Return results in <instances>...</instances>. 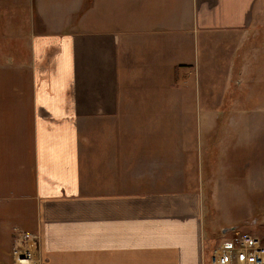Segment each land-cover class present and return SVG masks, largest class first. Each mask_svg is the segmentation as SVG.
Here are the masks:
<instances>
[{"label":"crops","instance_id":"crops-1","mask_svg":"<svg viewBox=\"0 0 264 264\" xmlns=\"http://www.w3.org/2000/svg\"><path fill=\"white\" fill-rule=\"evenodd\" d=\"M32 1L0 0V47L29 49L0 68V264H208L237 227L206 197L264 123V0Z\"/></svg>","mask_w":264,"mask_h":264},{"label":"rangeland","instance_id":"rangeland-1","mask_svg":"<svg viewBox=\"0 0 264 264\" xmlns=\"http://www.w3.org/2000/svg\"><path fill=\"white\" fill-rule=\"evenodd\" d=\"M28 1V0H27ZM32 1V0H31ZM33 2V1H32ZM17 3V1L15 2ZM16 4L14 8L15 17V30L18 27H22V21L27 20V24L29 26L33 25V16L30 11L23 9V7H18ZM23 13L22 16L20 14ZM26 28V25H24ZM28 27V26H27ZM0 33V38H1ZM27 41L24 38V34L21 35L20 41H16L17 45H22L21 47L15 48H1L0 47V68L2 67H10L13 68L14 71L22 70L26 71L27 69V61H28V48ZM21 42V43H20ZM256 47L259 48L257 42ZM209 86V81L206 82ZM198 87L193 86V80L191 81V85H188V89L192 92L194 88ZM259 86L254 87L256 90ZM238 91L240 88H236ZM194 100V98H193ZM196 104H199L198 98H196ZM255 106V104H254ZM257 108V106L255 107ZM258 114V113H256ZM240 116V114H239ZM226 130L223 129L224 133ZM232 137L235 140L241 139H251V130L248 131L246 129H237L233 130ZM255 157L252 158L250 154L240 153L238 160V172L239 176L231 177L233 180H237L235 182L238 183L240 187L239 192L230 193H222V194H214L213 199L208 200V196L206 197V204H211L215 208V212L213 213L214 225L217 231H222L225 229L224 227L217 226L221 222L225 221H234L233 226L227 227H237L235 230L241 234L244 233H259L262 226H264V123L261 122L260 127L255 128ZM236 160V159H235ZM227 181L229 178H226ZM243 183L240 184V182ZM225 200L224 202L219 200V196ZM227 197H231L230 201H227ZM222 202V205L219 203ZM209 221V220H208ZM206 221L207 226H209V222ZM255 222L256 227H252V223ZM217 226V227H216ZM233 234H229L228 238ZM209 236V234H208ZM207 238V237H206ZM208 239V238H207ZM214 243L217 246L219 243L217 240L208 239V245L210 243ZM218 243V244H217ZM30 250H32L30 248Z\"/></svg>","mask_w":264,"mask_h":264},{"label":"built area","instance_id":"built-area-1","mask_svg":"<svg viewBox=\"0 0 264 264\" xmlns=\"http://www.w3.org/2000/svg\"><path fill=\"white\" fill-rule=\"evenodd\" d=\"M252 226L256 227L255 222ZM231 237L222 240L210 256L208 264H264V226L259 233L241 234L236 230L231 231ZM36 234H23V241L35 240ZM14 250L13 264H30V252L25 247Z\"/></svg>","mask_w":264,"mask_h":264},{"label":"bare ground","instance_id":"bare-ground-1","mask_svg":"<svg viewBox=\"0 0 264 264\" xmlns=\"http://www.w3.org/2000/svg\"><path fill=\"white\" fill-rule=\"evenodd\" d=\"M30 252V256H31V262L30 264H35V259H34V255H33V251L32 250H28Z\"/></svg>","mask_w":264,"mask_h":264},{"label":"water","instance_id":"water-1","mask_svg":"<svg viewBox=\"0 0 264 264\" xmlns=\"http://www.w3.org/2000/svg\"><path fill=\"white\" fill-rule=\"evenodd\" d=\"M235 229L236 228L225 229V230L222 231V233L225 234V233L230 232V231H233Z\"/></svg>","mask_w":264,"mask_h":264},{"label":"trees","instance_id":"trees-1","mask_svg":"<svg viewBox=\"0 0 264 264\" xmlns=\"http://www.w3.org/2000/svg\"><path fill=\"white\" fill-rule=\"evenodd\" d=\"M91 0H87V3H90Z\"/></svg>","mask_w":264,"mask_h":264}]
</instances>
